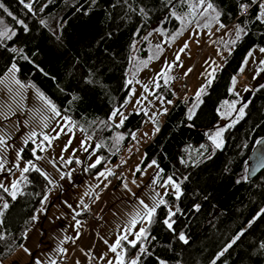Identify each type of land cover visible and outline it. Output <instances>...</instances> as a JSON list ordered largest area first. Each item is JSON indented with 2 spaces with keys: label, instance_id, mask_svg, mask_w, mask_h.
Returning <instances> with one entry per match:
<instances>
[{
  "label": "trees",
  "instance_id": "16d2710c",
  "mask_svg": "<svg viewBox=\"0 0 264 264\" xmlns=\"http://www.w3.org/2000/svg\"><path fill=\"white\" fill-rule=\"evenodd\" d=\"M26 1L32 11L20 0H0L15 17L0 8V20L15 32L11 39L0 38V80L15 64L20 83L33 86L96 144L100 163L86 172L97 174L117 161L146 120L144 112H132L120 126L112 121L111 114L117 109L121 113L127 103L132 57L146 56L150 31L176 32L180 23L172 13L186 14L189 2L197 0ZM211 2L220 13L219 25H225L220 29L236 24L244 35L222 48L228 55L200 96L192 119L188 116L193 97L175 99L166 86L155 93L171 107L143 149V165L155 161L159 182L171 177L180 185V196L165 194V203L146 227V238L135 247L124 243V264H130L142 246L146 251L138 264H264V170L247 179L249 155L264 137V79L244 103L242 117L225 127L222 147L215 148L209 139L221 128V104L236 99L231 85L242 76L247 55L255 47L264 48V22L257 19L264 0ZM17 21H23L27 30ZM37 139L36 146L28 141L22 147V159L33 166L19 180L16 198L0 189V199L8 203L0 216V235L5 237L0 240V264L21 247L53 186ZM170 210L175 212L171 229L164 223ZM181 233L187 243L179 239Z\"/></svg>",
  "mask_w": 264,
  "mask_h": 264
},
{
  "label": "rangeland",
  "instance_id": "374dc122",
  "mask_svg": "<svg viewBox=\"0 0 264 264\" xmlns=\"http://www.w3.org/2000/svg\"><path fill=\"white\" fill-rule=\"evenodd\" d=\"M196 3L189 2V10L182 15L184 21L179 20L176 32L165 35L158 29L150 31L146 37V56L143 59H138L137 54L132 57L135 62H131L127 77V82L131 81L129 96L121 113L123 117H127L132 112H144L146 120L141 129L134 132L135 139L132 138V141L123 147L117 161L108 163L97 174L86 172L87 168L99 159L96 144L84 136L79 128L72 126L64 116H55L46 103L47 100L33 86L17 83L16 69L13 70L12 66L1 78L0 120L5 118L3 125L17 141H31L36 146L37 134L46 135L51 141L58 133L55 129L62 125L71 126L65 127L60 133L65 142L70 143L72 149L75 148L76 155L83 157L86 167L73 184L71 181L58 180L60 187L55 186L59 191L55 188L51 193L48 192L44 199L47 203L44 210L49 218L56 217L55 223L73 243H79L88 229L94 230L97 236L111 247L118 239L127 235L128 240H121L120 247L116 250L123 257L124 243L132 246L129 241L136 239L135 233L140 228L146 230L149 223L144 205L156 209L165 194L176 196L175 189L168 183V179L159 182V171L153 161L143 165V149L154 139L158 131L157 122L162 121L170 105L163 96H157L155 93L160 87L166 86L175 99L193 97L194 101L189 109V113L192 112L199 104L197 94L201 89H204L201 95L205 93L208 81L220 67L219 63H223L224 57L228 55L227 51H221L222 48L241 40L244 35L242 31L237 38L239 27L236 24L221 30L219 22L209 19L215 15L211 11L208 16L200 15L203 12L202 7L193 12L191 5ZM205 23H209L210 27H203ZM185 44L188 45L187 48H184ZM259 49L260 47L253 48L250 52L252 55L248 54L242 65L241 74L247 85L238 86V78L241 75L233 80L231 92L236 99L221 104V128L218 130L225 129L230 122L242 117L239 109L243 108L244 114V103L252 94L253 88L263 81L264 71L260 70L264 68L261 63L264 61V53ZM167 65L172 66L170 70ZM162 69L165 72L163 78L158 75ZM231 104H235L236 111L229 107ZM121 119L120 114L112 117V121L117 125ZM43 127L46 128L41 130ZM118 167H123L124 170L113 180ZM100 173L104 175L101 176ZM141 201L144 203L141 204ZM134 218L137 223L132 226ZM141 248L145 249L144 246ZM140 249L131 257L130 262L139 257ZM10 263L11 261L7 262Z\"/></svg>",
  "mask_w": 264,
  "mask_h": 264
},
{
  "label": "crops",
  "instance_id": "0c3cea01",
  "mask_svg": "<svg viewBox=\"0 0 264 264\" xmlns=\"http://www.w3.org/2000/svg\"><path fill=\"white\" fill-rule=\"evenodd\" d=\"M170 107L171 104L168 106L167 111ZM1 111L0 108V113ZM2 121H5L4 117ZM2 121L0 120V139L5 143L0 144V184L8 187L9 192L6 193L10 194L15 191L11 188L12 183L19 182L26 173L23 172V169L25 167L30 169L33 162H26L21 157V148L28 141H22V139L17 141L10 135ZM65 127L70 128L71 126L62 125V127L55 129L58 133L51 139V143L44 139V135L37 134L41 139L39 148L45 153L42 164L48 169L49 176L52 178L53 186L49 193L52 192V189L57 188L55 185L60 187L58 180L71 181V184H73L86 167L83 157H78L75 148L72 149V145L63 139L60 132ZM45 128L43 127L41 130ZM48 203L50 202L48 201ZM3 205L4 203L0 199V212ZM46 206L47 203L44 201L43 206L35 213L36 219L31 228L25 233L21 247L5 264L8 261H11L10 264H56L59 259H66L68 264H89L90 262L92 264H108L109 261L112 264H119L121 255L112 252L110 250L111 245L100 239L94 230L87 228L88 230L84 232L79 243H73L72 239L68 238L69 236L55 223L56 217L53 216L51 219L45 213ZM25 248L29 251L25 252Z\"/></svg>",
  "mask_w": 264,
  "mask_h": 264
},
{
  "label": "snow or ice",
  "instance_id": "6c2138e0",
  "mask_svg": "<svg viewBox=\"0 0 264 264\" xmlns=\"http://www.w3.org/2000/svg\"><path fill=\"white\" fill-rule=\"evenodd\" d=\"M170 2V0H169ZM182 3H187V0H181ZM20 3L24 4V6L26 8H28L29 11H32V5L31 4H27L25 3V0H20ZM191 7L193 8V12H195V10L198 8V7H202L203 8V12L200 13L201 16H208L209 15V11H211V13H214L215 15L213 16H210L209 19L210 20H214L216 22H219V16H220V13L217 11V9L214 7L213 3L211 2V0H197V3L196 4H192ZM241 7L244 9V10H247V5H241ZM261 9L264 10V4H262L261 6ZM0 8H3L4 11L7 13L8 16L10 17H13V19H15V17L13 16V14L11 12H9L6 8H4V5L3 4H0ZM192 13H190L191 15ZM173 16H175V18L177 20H181L182 22L184 21V17L183 16H178L175 12L172 13ZM195 18V16L193 17ZM257 19L261 20L262 22H264V11H262L261 13V16L257 17ZM19 24H21L25 30H27V25H25L23 23V21H17ZM0 25H4V22L2 20H0ZM203 27H210V24L209 23H205L203 25ZM220 27H225V25L223 24H220ZM243 29L242 28H238L237 30V38H239V33L242 32ZM180 33H178L179 35ZM15 35V32L12 31L11 29H9L6 25H4L2 28H0V38H7V39H11V37ZM187 44H185L184 48H187ZM159 47V46H158ZM184 49L182 48L181 51H183ZM12 51H16L15 49H12ZM260 52L264 53V48H260L259 49ZM249 55H252V53H249ZM177 59H179V56H177ZM262 64H264V61L261 62ZM171 65H167V68L168 70L171 69ZM12 69L15 70L16 69V66L15 64H13L12 66ZM260 71H264V68H262ZM159 76H161L162 78L165 77V72L164 70L162 69L161 70V73L158 74ZM211 80L208 81V84L210 85L211 84ZM17 83H19V81H17ZM129 83H131V81H129ZM158 86V85H157ZM204 89H201L200 90V93L197 94V99H199V96L203 93ZM46 103L50 106L51 108V111L53 112V114L55 116H59L60 113L59 111L56 109V106L54 104L51 103V101H46ZM229 107L233 110V111H236V107H235V104H231L229 105ZM239 112L241 115H243V108H240L239 109ZM117 114H120L122 116V119L120 121V124L122 125L123 122H124V119H126V117H123V114L119 112V110L117 109L116 111H114L111 116L112 117H115ZM194 115V110L192 112L189 113V116H188V119H192V116ZM111 118V117H110ZM117 126H120V125H117ZM224 129H221V130H218L215 132L214 136H210L209 139L212 141V143L214 144L215 148L219 149L222 147V133H223ZM33 136H35V133L32 134ZM132 138L135 139V134L133 133L132 134ZM44 139L45 140H48L49 143H51L50 139L48 136H44ZM120 139H123V137H118V140ZM5 143L2 139H0V144H3ZM257 143H264V140L262 141H257ZM203 147V146H202ZM87 151V149H85ZM37 159H40V157H37ZM100 163V159H97L96 162L94 164L91 165V167H96L97 164ZM153 163H155V161H153ZM261 167H264V164L261 165ZM37 172L40 171V169L36 168L35 169ZM139 170V169H138ZM29 171V168L25 167L23 169V172H28ZM101 176L104 175V173H100ZM168 183L169 184H172L174 189H175V193H176V198L179 199V196H180V185L179 184H176L174 183V181L172 180L171 177L168 178ZM17 184L18 182H13L12 185H11V188L12 189H17ZM0 189H3L5 192H9V188L6 187L4 184H0ZM11 196L13 199L16 198V192L15 191H12L11 193ZM144 202L141 201V204H143ZM165 201L163 199H160L159 202H158V205H162L164 204ZM145 209H147V212H146V218L148 219L149 222H151V217L154 215L155 213V207H151L149 208L148 205H144ZM3 208L4 209H7L8 208V203L5 202L4 205H3ZM176 211H179V209L177 208ZM3 213L0 212V216H2ZM175 215V212H172L170 210L169 212V219H166L164 221V223L167 225V227L169 229L172 228V223L170 222V219H171V216ZM36 217H33V220H35ZM2 223V222H0ZM137 223V220L134 218L131 222L132 226H135ZM145 233H146V230L144 228H140L138 232L135 233V236H136V239L134 240H131L129 241V243L132 245V247H135L137 242L142 238H146L145 237ZM242 235V233H241ZM240 238V236L238 235L235 239L232 240V242L224 249V251H222L219 255L222 256L224 254V252H226L228 250V248H231L233 244L236 243V240H238ZM5 237L3 235H0V240H4ZM179 239L181 241H183L184 243H187V239L185 238L184 234H180L179 235ZM121 240H128V236L125 235V236H122L120 239H118L116 241V244L114 246L111 247V251L112 252H116L117 248L120 247V244H121ZM262 247H264V245H262ZM25 252H28L29 250L27 248L24 249ZM146 250L144 248H141L140 249V252L143 253L145 252ZM108 264H112L111 261L108 262ZM119 264H124V260H123V257L120 256L119 257ZM130 264H138V258L137 259H134V260H131ZM160 264H164L163 261L160 262ZM213 264H215V261H213Z\"/></svg>",
  "mask_w": 264,
  "mask_h": 264
},
{
  "label": "water",
  "instance_id": "95a60500",
  "mask_svg": "<svg viewBox=\"0 0 264 264\" xmlns=\"http://www.w3.org/2000/svg\"><path fill=\"white\" fill-rule=\"evenodd\" d=\"M262 140H264V137L259 141ZM248 163L247 179L253 180L264 170V167H261L264 164V143H257L249 155Z\"/></svg>",
  "mask_w": 264,
  "mask_h": 264
},
{
  "label": "built area",
  "instance_id": "2783aa9c",
  "mask_svg": "<svg viewBox=\"0 0 264 264\" xmlns=\"http://www.w3.org/2000/svg\"><path fill=\"white\" fill-rule=\"evenodd\" d=\"M245 12H243L244 14ZM247 85V81L246 79L241 76L238 78V86H246ZM124 168L123 167H118L117 172L115 177L113 178V180H115L117 178V176L121 175L123 172ZM56 264H68V261L66 259H59L56 261Z\"/></svg>",
  "mask_w": 264,
  "mask_h": 264
}]
</instances>
